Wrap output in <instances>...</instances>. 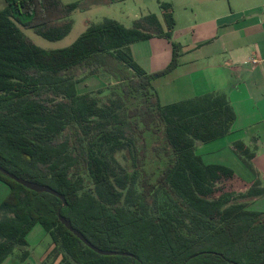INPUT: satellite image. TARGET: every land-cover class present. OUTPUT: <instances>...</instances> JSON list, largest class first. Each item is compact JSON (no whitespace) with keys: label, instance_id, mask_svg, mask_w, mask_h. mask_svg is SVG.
<instances>
[{"label":"trees","instance_id":"1","mask_svg":"<svg viewBox=\"0 0 264 264\" xmlns=\"http://www.w3.org/2000/svg\"><path fill=\"white\" fill-rule=\"evenodd\" d=\"M3 1L0 167L54 189L67 206L0 172V183L9 189L0 205V264L17 253L23 262L30 258L27 237L37 225L52 239L49 256L62 264H264V214L249 211L246 202L263 197L264 189L255 183L238 192L233 186L215 197L219 182L229 181L232 172L205 165L195 153L197 142L231 133L236 114L227 95L162 105L153 86L178 65L173 6L161 3L163 21L150 14L127 28L105 20L71 46L46 50L25 30L60 42L73 30L71 15L87 0ZM155 37L172 42L173 60L167 70L150 75L130 47ZM103 74L115 82L105 91L79 94V83ZM150 134L164 136L171 160L155 182L139 160L147 153L139 142ZM234 147L239 156L254 158L243 143ZM105 148L111 160L103 157ZM119 152L134 157L132 172L115 159ZM59 213L98 249L131 256L97 254L61 223Z\"/></svg>","mask_w":264,"mask_h":264},{"label":"crops","instance_id":"2","mask_svg":"<svg viewBox=\"0 0 264 264\" xmlns=\"http://www.w3.org/2000/svg\"><path fill=\"white\" fill-rule=\"evenodd\" d=\"M127 1L87 0L82 11ZM135 3L130 6L131 13L126 15L131 25L150 14L163 21L161 3L173 6L176 20L173 41L179 44L182 54H188L184 61L179 60L177 67L180 71L176 81L181 83L183 93L180 99L185 101L210 93L227 95L236 121L231 133L221 140L238 158L236 143H243L254 153V158L248 162L250 165L239 158L246 180L240 181L235 191L246 192L255 183L264 189V0H135ZM88 27L86 25V29ZM150 40L167 50L164 63L171 62L169 41L159 37ZM253 60L257 63L253 64ZM2 185L0 183V205L9 193ZM262 198L264 196L254 201ZM38 228L43 227L35 226L27 237L28 244ZM41 230L38 248L33 250L29 245V259L23 262L17 253L3 264H45L54 246L49 234Z\"/></svg>","mask_w":264,"mask_h":264},{"label":"rangeland","instance_id":"3","mask_svg":"<svg viewBox=\"0 0 264 264\" xmlns=\"http://www.w3.org/2000/svg\"><path fill=\"white\" fill-rule=\"evenodd\" d=\"M81 0H62L64 4L77 2ZM138 3V2H136ZM135 0H128L126 3L122 4H115L110 6H97L95 8H90L85 11H76L71 15V19L74 21V26L71 34L60 42H49L36 34H34L31 30H25V34L32 38L36 44L46 50H59L63 48H67L71 46L76 40L86 31V25H95L103 23L105 20H116L123 26L130 28L133 25L130 22V19L126 17L128 16L133 6L136 4ZM7 4L0 0V11H3L6 8ZM175 17V16H174ZM182 20V19H181ZM167 40V39H166ZM169 41V40H167ZM171 44L172 49V60H173V44ZM177 44V43H176ZM179 45V44H178ZM154 48V50H153ZM181 48H178V65L179 60L183 58V61L186 59V53L182 54ZM131 50V49H130ZM167 50H164L163 47L158 46L156 41H146V42H139L135 46H133L131 53L133 58L140 64L145 71L152 72L157 71L155 73H148V74H158L163 72L164 70L168 69V66L171 62L164 63V57ZM168 66L165 67V65ZM178 65L172 69L171 71L167 72L163 76L158 77L153 82V86L157 91L160 101L162 105H169L174 103L182 102V91L180 86V82L176 81L177 77L179 76V69L177 70ZM162 68V69H161ZM183 69V68H181ZM115 80L107 74H103L101 76H93L89 77L84 82H81L77 85V90L79 94H87L92 91H97L100 89H104L108 87L110 84H113ZM110 91H106L104 96H109ZM225 143V144H224ZM147 147L146 157H140V163L144 166L145 172L153 176V182H155L159 176L170 166V154H168V149L166 148L164 136L158 135H147L146 141L140 140L139 147L142 146ZM250 149V148H249ZM233 149L224 142V140H218L211 143H196L195 153L200 156L205 165H213V164H221V166H225L228 168L230 172H232L231 179L227 181L225 177L222 181L219 182L215 191V197L220 196L221 194L231 191L232 187L234 186V190L236 187L239 186V182L242 180H246L244 175V170L242 168V164L239 160L250 162L251 160H247L246 156H238L235 152H232ZM251 152H253L250 149ZM103 157L106 160H111V154L108 148L103 149ZM115 159L117 162L128 171H133L134 169V157L128 154L127 152H119L115 155ZM245 161V162H246ZM116 167V166H114ZM248 173V172H246ZM2 189H9L2 185ZM3 191V190H2ZM2 193V192H1ZM166 199L163 197L161 199V205L165 204ZM246 202L249 203L248 210L251 212L263 213L264 214V198L254 201V199H248ZM164 208V207H163ZM167 209V206H165ZM40 230H35L30 237V248L37 249L38 244L41 241L40 234L43 233L44 228H38ZM36 263L35 259H32V262ZM45 264H62L61 258L58 260H54V257H48Z\"/></svg>","mask_w":264,"mask_h":264},{"label":"water","instance_id":"4","mask_svg":"<svg viewBox=\"0 0 264 264\" xmlns=\"http://www.w3.org/2000/svg\"><path fill=\"white\" fill-rule=\"evenodd\" d=\"M0 172H2L3 174L9 176L10 179L16 181L17 183H19L20 185L24 186L25 188L34 191L36 193H47L50 195H53L59 199H61L64 202V206H67V202L65 200V198L58 193L57 191H55L54 189L47 187V186H43L34 182H30V181H26L23 179L18 178L15 175L10 174L9 172H7L6 170H4L3 168L0 167ZM59 220L61 221V223L71 232L73 233L77 238H79L88 248L92 249L94 252H96L99 255L102 256H124V257H130L131 255L128 253H120V252H115V251H103L101 249H98L97 247H95L94 245H92L79 231H77L76 229L73 228V226L71 225V223L69 221H67L62 215L61 213H59Z\"/></svg>","mask_w":264,"mask_h":264},{"label":"built area","instance_id":"5","mask_svg":"<svg viewBox=\"0 0 264 264\" xmlns=\"http://www.w3.org/2000/svg\"><path fill=\"white\" fill-rule=\"evenodd\" d=\"M252 62H253V64H256L257 63V60H253Z\"/></svg>","mask_w":264,"mask_h":264}]
</instances>
